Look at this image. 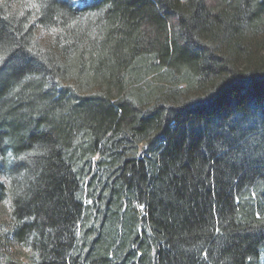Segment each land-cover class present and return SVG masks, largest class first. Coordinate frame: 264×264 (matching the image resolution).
I'll use <instances>...</instances> for the list:
<instances>
[{"label": "trees", "instance_id": "obj_1", "mask_svg": "<svg viewBox=\"0 0 264 264\" xmlns=\"http://www.w3.org/2000/svg\"><path fill=\"white\" fill-rule=\"evenodd\" d=\"M0 177V264H264V0H0Z\"/></svg>", "mask_w": 264, "mask_h": 264}, {"label": "rangeland", "instance_id": "obj_2", "mask_svg": "<svg viewBox=\"0 0 264 264\" xmlns=\"http://www.w3.org/2000/svg\"><path fill=\"white\" fill-rule=\"evenodd\" d=\"M39 33L43 41H47L52 35V33H50L49 31H45L42 29L39 30ZM0 179H2V177H0ZM8 215H9V205L7 203H0V219L2 218L6 219ZM19 253L21 254V256L24 255V252L22 251H20Z\"/></svg>", "mask_w": 264, "mask_h": 264}]
</instances>
